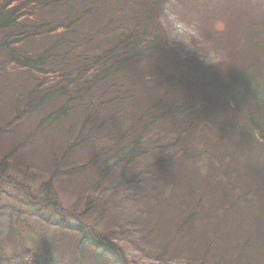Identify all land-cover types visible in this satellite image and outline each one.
Returning a JSON list of instances; mask_svg holds the SVG:
<instances>
[{
    "label": "rangeland",
    "instance_id": "rangeland-1",
    "mask_svg": "<svg viewBox=\"0 0 264 264\" xmlns=\"http://www.w3.org/2000/svg\"><path fill=\"white\" fill-rule=\"evenodd\" d=\"M108 1L111 10L106 14L112 16L114 11L113 15L117 16L120 12L117 9L123 6V0ZM136 3L142 5L140 1L136 0ZM151 8L146 7L145 11ZM155 8L150 21L141 13L146 19H143V25L145 22L149 25L158 23L157 32L162 35V40L165 38L166 25L175 26L178 35L190 40L191 46L204 58L215 62L210 64L203 61L198 53L187 50L182 43L177 42L173 47L163 40L165 46L173 52L177 59L175 61L184 62L185 67L182 68H186L183 78L188 80L187 86L179 87V90H184L180 94L184 101H190L189 105H196L199 111L191 123V115L187 118L179 116L177 119L170 117L171 119L159 126L155 123L157 130L154 136L159 137L166 132V140L181 136L180 146L186 150L184 157L176 156L178 159L173 161L172 166L150 172V166L157 162L151 156L149 162H154L146 165L147 169L138 167L137 173L142 172L138 176V179L143 180L141 185L131 183L129 179L120 181L117 174L116 177L105 180L103 186L101 185L102 189L98 190L93 188V184L99 185L101 175H97L93 183L90 179L92 174L81 177L78 173L73 174V182L67 185L64 182L65 176H59L60 171L53 179L46 170L41 176L34 173L38 171V163L35 162L38 161V151L32 152L40 144L45 146L50 137L56 143H48L47 147L50 149H55V146L57 149L64 148L73 141L72 136L66 138L69 129L67 121L60 123V129L54 132L47 129V123L37 128L46 113L31 114L32 111H28L27 107L22 108L21 113L25 117L16 120L13 125L14 132L12 128L6 127L0 151L7 148V134L26 137L28 143L18 144L10 151L15 154L19 151L22 154L19 159L22 166L27 161L34 162V165L33 168L30 167V175H24L21 169L10 166L4 173L8 178H0V264H83L79 262L84 258L87 264H159L155 256L165 249L161 246L155 247L156 243L151 244L149 234L148 237L140 234L137 224L131 222L143 216L141 209L146 206V192H156L157 187L163 185L166 197L151 198L152 204H148L149 216L143 217L145 226L149 227L157 216L164 213L165 219L161 226L164 229V238L171 234L170 231L174 230L176 223L188 216L190 210L200 201V208L208 209L210 213L203 218H193L187 228L191 234L186 233V237L194 236L201 229L206 230L202 235H208L226 211L229 212L226 224L251 227L252 232L257 233L252 246H257L261 236L264 240V139L253 128L251 115L249 114L248 123L243 118L245 112L237 110L238 104L242 105L243 102L240 93L245 89L246 73L255 82H259L262 76L260 71L256 72V67L262 64L264 48V2L162 0L158 8ZM229 17L231 19L227 21ZM141 24L142 22L138 24L137 32ZM1 37L2 33L0 40ZM103 37L101 34L98 39V49L104 42ZM144 65L146 62L142 61L140 68ZM20 67L16 64L0 66V113L17 96L16 93L13 94L16 88L33 86L30 81L33 74ZM3 68L4 73L1 72ZM169 68L176 70V65L169 64ZM198 76L203 77H199L197 81ZM177 89L178 87L175 88ZM34 98L35 96L30 97L27 103ZM21 102L22 98H19L18 103ZM134 113V109L129 111V117L122 113L125 119L121 121V127L135 119ZM55 122L59 123L57 120ZM189 126L191 133L187 129ZM107 141L109 140L103 138L96 148ZM8 146L11 148V144ZM96 148L76 151L79 164H87L86 155H93ZM173 153L176 155L175 151ZM145 158L138 160L144 163ZM6 159L0 156V167L4 163L13 164L10 158ZM5 160L7 162L3 163ZM86 171L92 170L87 167ZM157 174L161 177H156L153 181L149 179V176ZM148 179L152 181L150 188L142 190ZM112 182H122L125 185L113 190V185H109ZM50 187L49 201H46L48 196H40V190ZM83 191L88 197H82L83 201L78 203L79 193ZM111 203L116 205L115 208L109 206ZM166 205L169 207L163 211L162 206ZM114 218L125 223V227H128L126 234L115 228L118 224L112 223ZM13 227L17 234L13 235ZM97 234L102 236L100 241L107 245L109 251L106 254L105 250H98L93 245L92 238H96ZM202 235L200 240L206 241ZM82 237L86 238L85 246H81ZM14 240L19 244L16 246V253L11 246ZM217 243L222 244L224 240L218 238ZM1 248L5 252L2 255ZM173 251L171 249L168 257ZM260 251L263 252L264 259V247ZM165 264L189 262L173 259Z\"/></svg>",
    "mask_w": 264,
    "mask_h": 264
},
{
    "label": "trees",
    "instance_id": "trees-1",
    "mask_svg": "<svg viewBox=\"0 0 264 264\" xmlns=\"http://www.w3.org/2000/svg\"><path fill=\"white\" fill-rule=\"evenodd\" d=\"M137 1L142 5L137 4L136 0H123V6L117 9L120 10L119 14L114 16L113 11L112 16H108V0H0V66L16 64L33 74L30 78L33 86L16 88L13 94L16 93L17 96L0 113V143L4 140L6 129L10 127L13 131L16 120L25 117L21 113L24 107L32 111L31 114L46 113L37 128L47 123V129L54 132L66 120V125L69 126L66 138L74 137L64 148L47 147L48 143L56 144L54 138L50 137L46 147L40 144L32 149L33 153L38 151V161H35L38 163V167L35 165L38 171L34 173L39 176L46 170L53 179L60 171L59 176L64 175V182L69 185L73 182L72 176L75 173L80 176L92 174L90 179L93 183L97 175H101L99 185L93 184V188L101 190L105 180L118 174L120 181L129 179L131 183L141 185L143 180L138 179V176L142 172L137 173L139 166L147 169L146 165L157 161L149 168L153 172L172 166L173 161L178 159L176 156L184 157L186 150L180 146L181 136L166 140V132L155 137V123L159 126L170 117L177 119L179 116L187 118L190 115L191 123L197 117L199 108L189 105L190 101H184L180 94L184 90H179V87L187 86L188 80L183 78L186 68H182L185 67L184 62L175 61L177 59L173 52L163 43L162 35L157 32L159 24L153 22L149 25L145 22L143 25L144 16L150 21L153 10L158 8L162 0ZM149 6L152 7L151 10L145 11ZM142 12L144 16L141 15ZM230 19L229 17L227 21ZM136 22L137 25H134ZM141 22L137 32V26ZM112 29L116 31L111 32ZM101 34L104 42L98 49ZM142 61L146 65L140 68ZM169 64H175L176 70H171ZM1 70L2 73L5 72L4 68ZM258 71L262 75L259 82H255L246 73L245 89L240 93L243 102L242 105L238 104L237 110L245 112L243 118L248 123L249 114L251 115L253 128L264 139V48L262 64L256 67V72ZM199 77L203 76H198L197 81ZM34 96V100L27 103ZM19 98H22L20 104ZM132 109L135 111V119L121 127V121L125 119L122 113L129 117ZM187 129L189 133L192 132L190 126ZM7 136V148L0 151V156L7 158L6 160L10 158L13 164L3 161L0 178H8L4 173L10 166L21 169L24 175H30V167L33 168L34 162L27 161L22 166L19 160L22 154L10 151L16 145L29 141L26 142V137L11 133ZM103 138L109 141L96 148ZM8 144H11V148H8ZM88 148H96L94 154L86 155L87 164H79L80 160L76 159L78 157L75 152ZM151 156L154 158L153 162H149ZM141 157H146V163L138 160ZM87 167L92 171L87 172ZM156 177L161 176L157 174L149 176V179L153 181ZM149 179L142 190L150 188L152 181ZM116 184L118 185L115 186ZM89 185L88 181L87 186ZM109 185H113L112 189L116 190L125 184L112 182ZM163 187L164 185L157 187L153 193L146 192V206L141 209L143 216H149L148 204H152L151 198L166 197ZM43 189L40 190V196H48L46 201H49L51 187ZM79 194L78 203L83 201L82 197H88L84 191ZM200 204L199 201L194 205L190 214L176 223L174 230L165 238L161 227L165 219L163 212L149 227L145 226L143 216L134 219L131 224H137L140 234L146 237L149 234L150 243H156L155 247L165 249L155 256L159 264L173 259L187 260L189 264H264L263 252L260 251L264 247L263 237L259 238L256 247L252 246L257 233H253L251 227L226 224L229 212H224L208 235H202L206 230L201 229L194 236L186 237V233L191 234L187 230L191 220L203 218L210 213L208 209L202 210ZM109 206L115 208L116 205L111 203ZM168 207L169 205L162 206L163 211ZM112 223L118 224L116 229L127 233L125 223L118 222L117 218ZM11 230L14 232L15 228ZM73 232L78 234L74 230ZM201 235L206 241L200 240ZM95 237L92 238L94 247L105 250L106 254L109 250L100 241L102 236L97 234ZM218 238H222L224 243H217ZM85 241L86 238L82 237L81 246H85ZM17 245L19 244L15 240L11 242L14 253ZM171 249L174 251L168 257ZM3 250L1 248V255L5 253ZM85 259L79 263L87 264Z\"/></svg>",
    "mask_w": 264,
    "mask_h": 264
},
{
    "label": "clouds",
    "instance_id": "clouds-1",
    "mask_svg": "<svg viewBox=\"0 0 264 264\" xmlns=\"http://www.w3.org/2000/svg\"><path fill=\"white\" fill-rule=\"evenodd\" d=\"M164 36H165V38L163 40L167 41L169 46H173L174 47L177 42L182 43L187 50L198 53L199 57L203 61H205L207 63H210V64H215L214 61H211L209 59L204 58L198 51H196L191 46V41L190 40L186 39L182 35H178L177 34V31L175 29V26H173V25H166Z\"/></svg>",
    "mask_w": 264,
    "mask_h": 264
}]
</instances>
